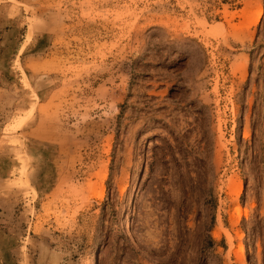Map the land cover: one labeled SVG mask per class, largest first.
Listing matches in <instances>:
<instances>
[{
  "label": "rangeland",
  "instance_id": "1",
  "mask_svg": "<svg viewBox=\"0 0 264 264\" xmlns=\"http://www.w3.org/2000/svg\"><path fill=\"white\" fill-rule=\"evenodd\" d=\"M0 264H264V0H0Z\"/></svg>",
  "mask_w": 264,
  "mask_h": 264
}]
</instances>
